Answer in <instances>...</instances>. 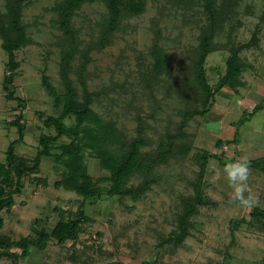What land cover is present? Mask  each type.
<instances>
[{
  "label": "rangeland",
  "instance_id": "obj_1",
  "mask_svg": "<svg viewBox=\"0 0 264 264\" xmlns=\"http://www.w3.org/2000/svg\"><path fill=\"white\" fill-rule=\"evenodd\" d=\"M62 1L28 0L23 5L27 42L15 51L20 65L10 89L12 99L2 86L7 53L0 38V161L18 136L17 99L23 104L20 122L25 126L15 144L17 155L33 157L40 148V134L56 133L45 118L60 113L55 97L63 98L66 91L59 69L62 50L69 44L56 10ZM135 1L122 0L125 5ZM142 2L143 10L122 18L115 31L107 26V0H82L68 11L76 36L68 76L79 99L90 98L92 114L82 119L68 116L64 123L78 130L81 164L100 194L95 200L83 199L75 191L55 186L71 166L43 156L39 171L23 178L24 187L14 195L12 207L1 212V232L12 239L35 236V229L50 232L60 216L83 211L81 230L76 239L62 244L49 240L44 247L31 246L19 264H264V218L250 216L254 206L264 208V172L251 167L248 183L257 197L255 205L237 206L231 202L233 190L224 172L226 163L236 159V151L203 133L204 128L219 127L206 125L215 103L220 108L234 105L241 112L242 103L250 107L263 95L264 0H214L212 6L206 0ZM4 4L0 0L2 14ZM205 33L211 36L213 48L204 62L212 95L203 102L195 60ZM102 36L107 43L98 47ZM237 47L244 68L241 85L232 88L223 82V75L230 49ZM230 90L237 91L239 104L231 100ZM192 108L208 111L181 124L182 114ZM139 121L145 136L139 153H152L167 134L179 137L171 155L150 169L153 182L137 199L108 195L111 171L124 154L121 141L136 135ZM84 136L91 137L95 147L84 146ZM71 141L63 135L53 144ZM182 145L188 148L181 149ZM203 151L215 154L209 155L204 172L205 203L191 217L182 243H162L176 229L182 200L194 193ZM142 170L128 176L126 187L143 180ZM0 264L13 263L2 258Z\"/></svg>",
  "mask_w": 264,
  "mask_h": 264
},
{
  "label": "trees",
  "instance_id": "obj_2",
  "mask_svg": "<svg viewBox=\"0 0 264 264\" xmlns=\"http://www.w3.org/2000/svg\"><path fill=\"white\" fill-rule=\"evenodd\" d=\"M27 1L28 0H5V12L3 14L0 12L1 47L7 53L5 76L2 86L6 90V97L10 99L14 97L10 89L16 69L20 65L19 61L16 60L15 51L27 42L25 25L21 20L22 7ZM79 1L82 0H63L56 7L60 27L64 31L69 44V49L66 48V50H62L59 69L60 78L64 83L66 91L63 98L55 97L56 105L59 106L61 104L60 113L56 116L50 115L45 118L46 124H51L56 133L54 135L41 133L39 136L40 148L31 158L17 155L15 152V144L22 139L25 129L24 124L20 122L23 116L21 113L23 104L15 97L20 107V112L17 114L14 122L17 127L18 136L9 143L5 151L4 161H0V259L8 258L13 264H19V258H25L31 246L44 247L49 240H55L57 244H62L67 240L76 239L81 230V216L84 215L83 211L80 212V216L70 212L66 217L60 216L50 232L46 231L44 228H40L39 230L35 229V236L28 234L18 239H12L8 234L1 232V228L3 227L1 212L3 210L8 211L14 204V195L21 193L24 187L23 178L39 171L41 158L43 156H52L55 162H62L66 166H71L68 173L54 182L55 186L60 187L62 185L67 190L75 191L80 194L83 199L92 198V200H95L100 194L99 189L96 188V185L87 173L85 165L81 164L82 145L78 130L74 126L67 127L64 123V119L68 116L73 115L77 119H82L92 114V110L89 107L91 102L90 98L84 96V99L80 100L68 76L72 50L76 47V36L70 25L68 11L75 7ZM213 2L214 0H206V4L209 6H212ZM106 4L109 10L107 26L110 31H115L118 28L120 20L125 16L138 14L143 10L142 0L130 2L126 5L122 0H107ZM100 41L101 44H99L98 47L107 43L104 36L101 37ZM99 49L100 48H98V50ZM212 50L211 36L205 33L201 37L195 60V73L200 83L199 89L204 95L203 102L212 95L211 86L206 80L204 68L205 59ZM230 53V57L226 60L223 82L230 83V86L234 88L237 85H241L239 75L244 68V63L239 58L238 47L231 48ZM262 104V102L256 104L250 111L244 112L240 122L245 121L250 115L255 113ZM207 111L208 108L199 110L192 108L187 110L182 114L183 122H181V124L187 122L195 115H204ZM138 124L136 135L129 141H121V148L124 150V154L121 159L114 164V168L111 171L109 177L110 186L107 191L108 195L131 196L133 199H137L139 195L150 188V184L153 182L149 176L150 169L163 161L167 156L171 155L175 145V139L179 137L178 134H167L166 141L162 140L159 142L152 153H139L138 148L144 143L145 136L143 134L144 127L142 122L139 121ZM63 135L71 137L72 141L70 143H59L54 145L53 143L56 139ZM84 139V146L95 147L93 141L91 142V137L86 139V136H84ZM79 142L80 144H78ZM217 144L221 145V140H219ZM186 147L188 148L187 145H182L181 149H186ZM54 148H57L59 152H52ZM209 155L215 156L213 153L208 154L205 151L202 152L200 170L193 184L194 193L182 200L183 212L178 216L176 229L172 230L170 235L166 237L164 241H161L162 243L166 241L173 244H180L188 236L189 228L191 227V217L197 213L198 207L205 203L201 193V187ZM220 162L224 163V161ZM250 162L252 168H257L264 172L263 159L250 160ZM139 169H143V180L136 187H126L128 176L134 171H140ZM43 181H45V179H43ZM250 216L259 219L264 218V208L261 209L254 206L253 210L250 212ZM42 264L50 263L45 261ZM104 264H112V262H106Z\"/></svg>",
  "mask_w": 264,
  "mask_h": 264
},
{
  "label": "crops",
  "instance_id": "obj_3",
  "mask_svg": "<svg viewBox=\"0 0 264 264\" xmlns=\"http://www.w3.org/2000/svg\"><path fill=\"white\" fill-rule=\"evenodd\" d=\"M261 76L262 78L260 77V79L263 80L264 74ZM230 91L231 100L239 104L237 91ZM261 102L263 103L262 106L255 113L250 115L245 121L240 122L246 110L250 111L256 104ZM242 105L245 108H242L240 112L234 105L230 106L226 104L223 108H220L215 103L207 113V115L212 117H210L211 120L209 122H206V125L209 123H218L219 127L218 129H212L210 127V129L207 125L208 130L204 128V136L212 139L215 138V143L221 140L222 146L225 143L229 144L230 150L236 151V159L248 158L249 160H257L261 158L264 160V91L258 101L250 106L251 108L243 103ZM208 140L213 141L211 139Z\"/></svg>",
  "mask_w": 264,
  "mask_h": 264
},
{
  "label": "clouds",
  "instance_id": "obj_4",
  "mask_svg": "<svg viewBox=\"0 0 264 264\" xmlns=\"http://www.w3.org/2000/svg\"><path fill=\"white\" fill-rule=\"evenodd\" d=\"M229 187L233 190L231 202L248 209L255 205L257 197L249 186L251 162L248 158H238L226 163L224 167Z\"/></svg>",
  "mask_w": 264,
  "mask_h": 264
}]
</instances>
